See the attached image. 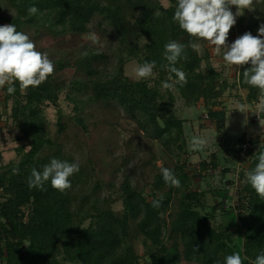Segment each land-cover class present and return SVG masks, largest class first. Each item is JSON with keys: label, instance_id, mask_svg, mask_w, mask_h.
<instances>
[{"label": "trees", "instance_id": "1", "mask_svg": "<svg viewBox=\"0 0 264 264\" xmlns=\"http://www.w3.org/2000/svg\"><path fill=\"white\" fill-rule=\"evenodd\" d=\"M261 1L259 5L254 4L258 10L255 22L245 25L244 17H237L234 27L238 36L246 30L255 35L253 30L263 23L264 0ZM7 2L14 14L2 21L4 24H15L18 31L26 34L32 28L35 34L44 31L53 37L83 35L88 24L99 17L98 29L106 33L108 27L114 37L110 38L109 54L74 60L73 67L83 77L81 82L72 83L74 91L87 96L92 104L99 107L110 108L111 103H115L130 119L138 118L137 130H141L143 136L161 141L168 148L181 150L185 123L174 118L167 104L159 102V88L169 75L168 61L164 58V46L169 40L185 44L187 55L186 60L181 59L175 65L187 73V83L183 86L176 84L172 89L180 93L186 104L202 103L206 119L219 137L226 131V108L221 101L225 94L240 98L238 91H243L241 99L247 104H255L262 99L259 118L264 121V91L247 84L243 76V71L250 65L238 66L237 74L230 82L223 78L217 69L211 67L207 47H203L201 52L191 47L193 43L202 45V40L188 36L173 21L177 0H170L167 7L158 0ZM32 6L39 10L35 15L28 11ZM139 42L142 44L139 45ZM128 61L137 64L155 61L152 85L146 79L131 81L126 78L124 65ZM102 64L107 68H103ZM172 76L171 82H175V74ZM61 89L62 85L52 75L40 86H30L26 90L17 83L13 94H8L7 86L0 89V103L7 112L5 115L0 112V128H15L18 133L15 140L24 143L15 148L18 161L7 164L0 172V262L146 264L134 251L132 241L136 240H141L143 245L155 246L148 254V264H181L182 261L223 264L225 256L236 251L247 257L244 264H252L256 256L264 252V200L246 179L247 171L258 163L257 156L264 152V148L255 152L253 148L259 144L260 138H248L244 134L236 140L239 146L233 152L238 156L246 138L251 147L247 148L243 160H247L246 170L238 178L237 205L229 212L220 203L212 212L204 213L206 192L193 191L192 178L184 168L186 164L178 165L176 162L172 170L180 181V187L166 183L162 173H157L149 194L145 195L144 188L135 189L124 178L118 188L117 199L121 202L122 212L117 217L97 211L94 221L87 228L76 225L71 208L72 187L60 192L51 187L50 180L45 182L43 189L28 186L33 168L42 171L43 165L52 158L68 160L61 147L50 140L43 121L45 107H58ZM76 122L77 126L85 129L79 118ZM179 155L174 156L178 158ZM213 157L211 161L199 165L200 171L214 170ZM14 169L17 171L14 172ZM77 175L80 177L82 170ZM75 179L78 180L76 176ZM154 202H158V206H154ZM83 203L89 205L90 199L87 197L78 204ZM216 209L222 214L236 215L241 228L239 249L233 247L227 228L214 226L211 222Z\"/></svg>", "mask_w": 264, "mask_h": 264}, {"label": "rangeland", "instance_id": "2", "mask_svg": "<svg viewBox=\"0 0 264 264\" xmlns=\"http://www.w3.org/2000/svg\"><path fill=\"white\" fill-rule=\"evenodd\" d=\"M158 1L162 6L167 7L170 0ZM261 2V0H254L252 10H243L245 25L255 22L258 10L254 4L259 5ZM231 10L235 13L236 7L231 6ZM13 14L14 10L7 0H0V25L4 24L3 18L11 17ZM99 20V17L94 18L83 35L66 34L53 37L44 31L35 34L32 28L27 31L29 37L36 43L37 49L47 52L49 58L53 60L55 71L52 78L62 85L58 93V107L54 108L50 105L45 107L43 121L50 140L61 147V152L66 156L67 161L78 162L79 170H82L80 177L78 173L70 177L73 193L71 208L75 224L81 228H87L94 221L97 211L111 213L117 217L122 212L121 202L117 199L118 188L124 178L128 179L131 187L144 188V194L147 195L152 188L154 175L161 173V166L173 169L176 162L178 165L186 164L184 168L192 178L193 191L206 192L204 213L212 212L220 203H223L226 212L232 210L237 205L238 178L247 167V160L240 161L235 151L233 152L239 146L236 140L243 134L248 138L259 137L260 142L253 149L256 152L264 148V121L259 118L262 99L258 103L247 104L243 101L244 99H241L244 97L243 91H238L240 98L228 97L225 94L221 101L226 108V131L219 137L220 135L214 132L212 124L207 121L201 102L193 107L184 102L180 93L160 87L159 102L170 107L175 119L185 121L184 134L181 150L168 148L161 141H153L143 136L141 130H137L139 129L138 118L130 119L115 103H111V109L106 106L99 107L92 104L87 96L74 91L75 87L72 83L81 82L83 79L73 67L74 60L84 56L109 54L110 38L114 39V37L108 27H106V33L98 29ZM257 29L258 27L253 30L255 35ZM93 32L99 37V42L96 44L86 38L88 33ZM229 35L230 43H232L238 37V30L233 26ZM202 43V45L197 44L199 52L203 47H207L211 67L217 69L221 76L230 82L236 76L238 66L228 65L223 61L222 56L213 54L211 47L205 41L202 40ZM141 44L142 42H139V45ZM111 61L115 65L113 58ZM136 65L138 64L135 61H128L124 65V75L131 81H137L134 79ZM60 66L62 68L58 69ZM102 67L107 68L103 64ZM108 67L110 68V64ZM153 78H155L154 73L146 79L150 81V85ZM235 90L237 92V89ZM240 105L245 106L246 112L239 111ZM0 112L3 115L7 113L1 103ZM78 118L85 129L76 125ZM173 133L172 137H174ZM16 136L18 133L15 128L11 126L5 129L0 128V172L6 168L7 164L18 161L15 148L24 143L16 141ZM194 136H199L206 141L198 150H193L189 143ZM247 144V147H251L250 141ZM178 153L180 155L175 158L174 155ZM212 157L215 160L214 170L200 171L199 165L202 162L211 161ZM95 186L98 187L96 190H94ZM87 197L90 199L89 205L78 204ZM210 220L214 226L221 225L227 228L231 234L233 247L239 249L241 228L236 215L222 214L216 209L214 217ZM132 246L140 260L148 264V254L155 249V246L143 245L141 240L132 241ZM0 264L3 263L0 262ZM181 264L190 263L182 261Z\"/></svg>", "mask_w": 264, "mask_h": 264}, {"label": "clouds", "instance_id": "3", "mask_svg": "<svg viewBox=\"0 0 264 264\" xmlns=\"http://www.w3.org/2000/svg\"><path fill=\"white\" fill-rule=\"evenodd\" d=\"M254 0H177L173 21L188 36L203 40L211 47L215 56H222L230 66L250 65L243 71L245 82L264 91V23L258 26L257 34L245 32L232 43H228L230 29L236 24L237 17L244 14L245 9L252 10ZM231 6L236 7L233 13ZM28 11L35 15L39 10L32 6ZM93 44L99 42L97 34L88 33L86 37ZM145 43H148L145 40ZM193 49L198 45L193 43ZM86 55V53H85ZM164 58L168 61L169 75L162 82V87L172 89L176 84L187 83V73L175 65L181 59L186 60L185 44L177 40H169L164 46ZM155 61H145L134 68V79L137 81L153 76ZM55 71V64L47 52L37 49L36 43L23 31H18L13 23L0 25V89L7 86L8 94L20 88L38 87ZM172 74H175V82ZM239 111L246 112L240 105ZM193 150L200 149L206 141L194 136L190 140ZM258 163L246 173L247 182L256 194L264 200V152L257 156ZM78 162H69L52 158L43 165L42 171L33 168L28 177L30 188L43 189L45 182H51V187L63 192L71 188V180L78 173ZM17 171L14 169V172ZM161 173L166 183L180 187V181L174 171L161 166ZM158 206V202H154ZM241 252L236 251L225 256L223 264H244ZM220 264V262H217ZM252 264H264V252L258 254Z\"/></svg>", "mask_w": 264, "mask_h": 264}, {"label": "built area", "instance_id": "4", "mask_svg": "<svg viewBox=\"0 0 264 264\" xmlns=\"http://www.w3.org/2000/svg\"><path fill=\"white\" fill-rule=\"evenodd\" d=\"M248 138H246V142L241 146L240 148V152L238 154V158L240 161H243L244 158H245V153H246V150H247V146H248Z\"/></svg>", "mask_w": 264, "mask_h": 264}, {"label": "crops", "instance_id": "5", "mask_svg": "<svg viewBox=\"0 0 264 264\" xmlns=\"http://www.w3.org/2000/svg\"><path fill=\"white\" fill-rule=\"evenodd\" d=\"M200 184V183H199ZM198 185V184H197Z\"/></svg>", "mask_w": 264, "mask_h": 264}]
</instances>
